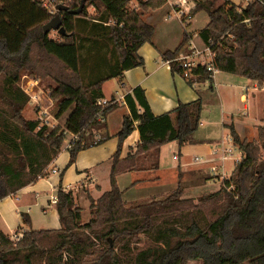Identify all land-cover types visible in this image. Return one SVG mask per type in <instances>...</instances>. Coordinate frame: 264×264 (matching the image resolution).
I'll list each match as a JSON object with an SVG mask.
<instances>
[{"label": "trees", "instance_id": "obj_1", "mask_svg": "<svg viewBox=\"0 0 264 264\" xmlns=\"http://www.w3.org/2000/svg\"><path fill=\"white\" fill-rule=\"evenodd\" d=\"M58 1L68 8L51 14L41 0H0V200L47 176L48 166L65 148V129L81 135L69 151V164L81 150L103 142L93 131L101 127L98 117L119 107L114 98L98 105L105 98L103 84L114 78L122 81L125 71L144 64L139 50L151 42L154 27L143 20L140 10L167 3ZM91 8L101 15L90 18ZM200 11L207 14L209 23L199 35L215 53L216 69L264 86V0H252L245 6L232 0H196L191 13ZM54 18L60 22L55 30H63L59 38L43 28ZM101 39L111 44L114 60L106 72L104 63H96L97 72L88 78L82 70L83 43L98 46ZM187 39L185 35L176 50L164 52L165 59L176 58ZM93 49L94 45L86 47L95 59ZM171 68L184 71L178 61ZM24 73L48 81L47 90L57 103L56 118L64 116V124L50 128L24 117L30 102L19 84ZM192 73L197 81L209 80L205 66ZM124 99L130 114L118 133L111 189L91 201L90 220L81 224L73 191L59 189L56 207L61 228L28 230L17 242L0 229V263L264 264V125L257 128L254 140L242 139L230 126L243 157L231 176L222 180L219 191L197 199L183 198L179 185L165 199L128 205L117 177L145 169L148 159L147 168L157 169L163 145L194 143L203 104L200 99L180 103L172 112L155 115L142 87H135ZM136 129L140 132L137 149L121 158L122 142Z\"/></svg>", "mask_w": 264, "mask_h": 264}, {"label": "crops", "instance_id": "obj_2", "mask_svg": "<svg viewBox=\"0 0 264 264\" xmlns=\"http://www.w3.org/2000/svg\"><path fill=\"white\" fill-rule=\"evenodd\" d=\"M176 1L167 0L160 8L140 10L143 20L154 27L153 38L139 50V55L144 60L143 65L125 71L122 81L114 78L103 84L105 98H122L119 107L106 116L105 122L100 124L101 127L93 130L95 136L104 139L103 142L81 150L72 164H69L70 152L63 149L48 166L47 176L0 200V229L10 238L19 233L24 235L28 230L60 229V215L56 204L51 202V197L57 195L59 189L73 191L76 199L88 197L89 200H97L111 189L110 173L113 156L119 146L118 133L124 117L130 114L123 98L135 87L144 89L155 115L172 112L180 103L198 99L202 101L203 109L194 143L179 146L173 141L163 145L157 169L147 168L151 162L148 159L144 162L145 169L128 171L117 177L118 186L128 205L165 199L179 185L183 198L197 199L219 191L222 184L220 177H229L225 170L228 159L219 160V154H215V151L222 142L226 146L232 144L230 126L235 128L242 139L257 138V128L264 125V86L246 77L219 70L213 80L193 79L189 82L190 79L185 78L182 73L173 72L166 62L164 52L176 50L183 43L185 35L188 39L179 55L189 51L190 41L198 48L206 47L199 32L209 23V17L200 11L194 14L192 22L185 27L181 20L172 16ZM232 1L245 6L252 0ZM190 2L194 6L196 0ZM132 4L138 7L136 2ZM197 23L204 25L198 27ZM191 26L194 27L195 34L188 32ZM196 34L199 41L193 37ZM110 81H114V86L111 87L113 93L108 95L107 85ZM210 98L215 100V113L210 111ZM237 109L241 110L240 115L236 113ZM241 115L245 118L242 119ZM139 141L140 132L136 129L122 142L121 158L135 152ZM235 147L238 148L237 145ZM239 152L238 155L233 153L230 158L236 162L230 168L231 174L243 157L240 149ZM196 157L201 160L196 161ZM213 165H217V173L212 172Z\"/></svg>", "mask_w": 264, "mask_h": 264}, {"label": "built area", "instance_id": "obj_3", "mask_svg": "<svg viewBox=\"0 0 264 264\" xmlns=\"http://www.w3.org/2000/svg\"><path fill=\"white\" fill-rule=\"evenodd\" d=\"M43 6L48 10L49 13L54 14L57 12V6L59 4H63L62 1L58 0H41ZM173 13L172 16L177 17L182 21L183 25L186 27L193 20V15L191 13V5L190 0H177L173 5ZM189 51L187 53H183L178 55L174 59H167V63L171 66L173 61H178L179 65L184 69L183 76L187 79H197V76L192 73V70L198 66H205L207 70L210 72L209 80H213L216 72L218 71L214 64L215 53L212 49L206 45L205 48H198L192 41L188 43ZM21 88L23 91L30 96V102L34 103L37 109V113L39 115L38 120L41 122V125H46L48 127H53V122L55 121L57 124L53 128H56L60 124L57 119L53 116V110L57 108L56 103L51 99L50 93L47 90L46 83L28 76L24 75L22 78ZM122 98H114V101L119 102ZM124 99V98H123ZM110 99L101 98L98 101V105L104 106L106 105ZM106 117L103 115H99L98 122H105ZM65 134L68 135L65 150L70 151L73 147L80 141L81 135L80 133H74L65 129ZM96 139H101L100 136L96 135ZM232 144L230 146H226L223 142L219 144V149L215 151V154H219V160L224 161L226 159H230L233 150L235 147V143L233 138ZM196 161H200L199 157L195 158ZM239 161V159H237ZM212 172L217 173L218 167L217 165H213L211 167ZM56 172V170H53ZM227 176L222 175L220 178L223 180ZM58 201L57 195H53L51 197V202L56 204ZM23 237V234L19 233L17 236L11 237V239L15 242L19 241Z\"/></svg>", "mask_w": 264, "mask_h": 264}, {"label": "rangeland", "instance_id": "obj_4", "mask_svg": "<svg viewBox=\"0 0 264 264\" xmlns=\"http://www.w3.org/2000/svg\"><path fill=\"white\" fill-rule=\"evenodd\" d=\"M133 6H135L134 4H132ZM165 11V10H164ZM101 15V13H100V11L98 12V11H96L95 9H93V8H91L90 9V18H92V17H96V18H98L99 16ZM90 21H93L92 19L90 20ZM83 24H86V23H83ZM189 25V24H188ZM204 24L203 23H197V26L198 27H201V26H203ZM194 26H196V25H194ZM186 27H188V26H186ZM188 29V28H187ZM190 29H192V30H190ZM189 31L188 32H192V33H194L195 31H194V27L193 26H191V27H189V29H188ZM50 33H51V37H53V38H59V32L58 31H56L55 29H53V30H51L50 31ZM196 33V32H195ZM194 33V34H195ZM196 40H198L199 41V37H197V34H196V36L194 35L193 36ZM101 42V44H98V46H96L94 43H91V41H86V44L85 43H83L84 44V46H85V49L82 51V53H83V60H82V70H83V73H84V75L85 76H88V78H90L95 72V70H96V72H97V68H95V64L97 63H99L98 65L100 66L101 65V63L103 64L102 65V68H104V70H105V72H106V70H108L109 69V65L110 64H112L113 63V60H114V53H113V51H112V46H111V44L110 43H108L106 40H104V39H101L100 41H99V43ZM200 44H202V43H200ZM91 45H94V49H93V52L95 53V55H97V57H95V59H93V58H91V55H93V54H90L89 53V51H87L86 50V47L88 48V47H90ZM96 46V47H95ZM202 46V45H201ZM100 48V49H99ZM202 49V48H201ZM90 58V59H89ZM96 58H98V59H96ZM94 72V73H93ZM24 75H27V73H24V74H22V76H21V82H19V84H20V86H21V83H22V78H23V76ZM29 76V75H28ZM45 83H46V86H47V84H48V81H44ZM114 86V81H110L109 83H108V85H107V89L109 90V92H108V95H111V93H113V90H112V88L111 87H113ZM111 89H110V88ZM52 99V98H51ZM53 100V99H52ZM54 101V100H53ZM55 102V101H54ZM56 103V102H55ZM208 103H209V105H211V109H210V111L212 112V113H215V112H217V110H215L214 108H213V105H214V103H215V100L213 99V98H210V99H208ZM1 105H3V103H1ZM56 105H57V103H56ZM217 106V105H216ZM241 107H242V105H240ZM2 107H5L6 108V106L5 105H3ZM217 108V107H216ZM37 109H38V107H36V105L34 104V103H31L30 104V102L27 104V106L25 107V109H24V111H23V115H24V117L26 118V119H28V120H38V118H39V115H38V113H37ZM240 109H242V108H240ZM56 110H57V108L56 109H54L53 110V116L56 118ZM72 111V109L67 113V115L68 114H70V112ZM236 113L238 114L239 113V115L241 114V110H239V109H237L236 110ZM241 118L243 119V118H245V116H242L241 115ZM57 119V121H58V123L60 124L59 126H61L62 124H64V116H62L61 118H56ZM241 119V120H242ZM53 122V127L54 126H56V122L55 121H52ZM52 126L50 127V128H53ZM199 130V129H198ZM221 139V138H220ZM233 153L235 154V155H238V154H240V152H239V148H237V147H234V150H233ZM234 155V156H235ZM235 160L234 159H228L226 162H225V170H226V174L228 175V176H230L231 175V170H230V168L231 167H233L234 165H235ZM175 190V189H174ZM172 193V192H171ZM89 196V195H88ZM93 199L92 198H90V200H89V198L88 197H86L85 199H81L80 197H77V199H76V201H78V203H76L77 204V206L80 208V210H81V214H82V218H81V221H80V223L81 224H85V223H87L89 220H90V218H91V213H90V203H91V201H92ZM190 264H202L200 261H193V262H190Z\"/></svg>", "mask_w": 264, "mask_h": 264}, {"label": "water", "instance_id": "obj_5", "mask_svg": "<svg viewBox=\"0 0 264 264\" xmlns=\"http://www.w3.org/2000/svg\"><path fill=\"white\" fill-rule=\"evenodd\" d=\"M68 7L66 6V5H64V4H59L58 6H57V9L58 10H61V9H67ZM59 25H60V22H59V19L58 18H54L52 21H50L49 23H47V24H45L44 26H43V28H44V31L46 32V33H48V32H50L51 30H53V29H57L58 27H59ZM63 30L62 29H59V32H62ZM1 264V263H0Z\"/></svg>", "mask_w": 264, "mask_h": 264}]
</instances>
